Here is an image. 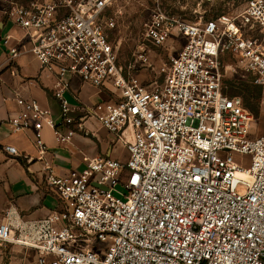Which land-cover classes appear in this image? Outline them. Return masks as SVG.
<instances>
[{
  "label": "built area",
  "instance_id": "1",
  "mask_svg": "<svg viewBox=\"0 0 264 264\" xmlns=\"http://www.w3.org/2000/svg\"><path fill=\"white\" fill-rule=\"evenodd\" d=\"M115 1L0 0V20L19 32L3 39L4 64L12 72L33 56L66 127L62 134L49 110L19 96L11 131L32 132L42 159L45 127L66 144L88 135L84 123L94 120L127 155L85 159L83 171L67 176L47 173L61 209L28 228L13 227L5 213L0 248L29 249L35 264H264V135L252 137V113L223 84L225 69L240 71L264 106V0L194 23L149 0L135 63L150 66L148 46L185 43L170 54L163 80L145 83L119 58ZM75 78L106 95L77 119L65 97ZM3 150L17 155L13 146ZM235 154L250 157L248 168Z\"/></svg>",
  "mask_w": 264,
  "mask_h": 264
},
{
  "label": "crops",
  "instance_id": "2",
  "mask_svg": "<svg viewBox=\"0 0 264 264\" xmlns=\"http://www.w3.org/2000/svg\"><path fill=\"white\" fill-rule=\"evenodd\" d=\"M11 33L18 35L10 22L0 20V217L8 213V221L13 227L28 228L49 213L59 211L61 203L56 193L46 183V174L67 176L72 171L81 172L85 169V159L97 156H112L116 143L115 139L94 120L85 121L88 135L76 133L72 139L61 144L56 141L52 129L45 127L42 138L47 146L46 154L40 159L38 150L33 144L32 132H12L7 120L17 110L15 99L23 97L34 99L49 110L58 124V130L64 134L66 127L61 125V110L59 102L53 98L44 87L52 86V82L41 74L36 60L30 54L23 56L14 71L7 69L6 47L3 39ZM34 81L32 85L28 82ZM72 112L71 117L77 119L81 116V109L91 107L106 98L100 89L83 84L75 78L70 89L65 93ZM99 129L104 130L105 142L102 148L85 151L79 147L87 138L96 139ZM13 146L17 155L7 154L3 148ZM49 168L50 171H46Z\"/></svg>",
  "mask_w": 264,
  "mask_h": 264
},
{
  "label": "rangeland",
  "instance_id": "3",
  "mask_svg": "<svg viewBox=\"0 0 264 264\" xmlns=\"http://www.w3.org/2000/svg\"><path fill=\"white\" fill-rule=\"evenodd\" d=\"M26 2L28 0H16ZM248 0H161L162 9L176 16L180 20L187 22H199L215 19L225 14H238L243 10ZM149 0H116L112 9L113 12H120L117 15V29L113 36V41L120 60L126 66L127 70L132 67L133 75L142 82L163 80L164 74L161 71L168 66L170 54L181 49L185 40L176 37L171 42L165 44L162 48L147 47V56L149 65L147 68L141 66V63H135L134 55L139 51L141 36L145 26L149 21V10L152 8ZM230 63L227 60L224 62ZM233 66H235L233 64ZM223 84L225 93L230 96H238L243 100L247 108L254 117V123L251 124L250 134L253 138L264 135V106L261 102V90L255 85L250 77H243L240 71L235 73L232 68L225 69ZM106 132L99 129L96 139L87 138L88 141L82 142L79 147L85 151L94 148H102L105 142ZM113 138V137H112ZM114 139V138H113ZM113 149V158L124 161L126 152L121 143L111 146ZM234 160L241 166L248 168L250 157L245 155H234ZM122 191L121 188H119ZM117 197L123 198L120 194ZM35 253L15 245H7L0 248V264H35Z\"/></svg>",
  "mask_w": 264,
  "mask_h": 264
}]
</instances>
